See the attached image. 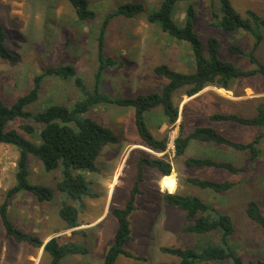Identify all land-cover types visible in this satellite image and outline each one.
I'll use <instances>...</instances> for the list:
<instances>
[{"label":"rangeland","instance_id":"obj_1","mask_svg":"<svg viewBox=\"0 0 264 264\" xmlns=\"http://www.w3.org/2000/svg\"><path fill=\"white\" fill-rule=\"evenodd\" d=\"M88 1L90 9L96 14V21L91 24L79 22L65 0H0V24L9 37L7 47L18 57L13 63L0 60V98L4 103L10 104L26 94L33 76L48 66H72L90 92L98 66L95 37L102 19L124 2L141 3L147 11L161 2ZM231 3L242 17L248 10L264 17V0H231ZM211 4L212 0L178 3L174 9V21L182 23L187 7L192 6L195 12L194 30L202 44H206L209 37H216L222 60L242 70L254 69L247 58L228 52L230 45H237L244 53L248 52L252 39L242 31L223 34L213 27ZM104 42V55L118 63L102 74L101 89L111 97L132 98L159 91L165 82L152 74L153 67L159 63L187 72L194 67L187 44L169 38L157 26L148 25L142 17L114 19L107 27ZM255 56L264 65V40ZM83 96L71 81L46 79L37 102L29 110L37 112L52 103L72 107ZM263 100L264 84L259 76L238 80L229 91L209 86L190 98L182 93L175 94L173 103L178 109V118L174 124L165 123L160 109L146 115L150 132L158 139L167 136L164 152L152 151L142 144L131 108H96L87 116L109 128L118 137V143L103 147L96 160L97 171L85 174L95 196L83 199L84 210H79L78 214L80 226L64 229L57 214L62 196L54 190L59 173H45L41 164L33 158L28 160L29 182L53 189L54 198L50 202H37L30 195L18 194L9 200V218L17 228L43 239L44 244L58 237L63 243L79 244L88 250L86 255L68 257L61 264H101L113 243L117 227L111 210L125 207L132 189L137 186L134 210L128 217L131 238L122 247L129 257L119 255L114 264L176 263L175 257L162 253L160 248L190 249L195 247L196 239L183 232V227L188 225L184 212L166 206L162 197L169 192L193 195L232 219L235 234L231 245L244 262L264 261V230L243 219L248 201L257 202L264 210V142L257 145L258 155L254 163L248 161L247 152L212 143L191 141L179 157L175 156L174 150V141L178 136L185 137L199 126H213L233 142H250L257 135V130L230 123H213L208 116L219 113L249 118L254 115L255 106ZM24 122L16 120L8 127L17 129ZM149 157L168 162L172 167L171 175L163 178L154 168L140 165L141 159ZM188 158L231 162L244 171L231 175L217 169H191L184 163ZM16 159L15 147L0 144V203L5 192L14 184ZM189 178L228 181L236 183V186L227 193L214 194L190 186L187 183ZM69 203L76 206L73 201ZM0 264H49V259L42 248L33 249L6 238L0 225Z\"/></svg>","mask_w":264,"mask_h":264},{"label":"trees","instance_id":"obj_2","mask_svg":"<svg viewBox=\"0 0 264 264\" xmlns=\"http://www.w3.org/2000/svg\"><path fill=\"white\" fill-rule=\"evenodd\" d=\"M74 11L79 22L94 23L96 14L89 7L88 0H65ZM191 0H161L153 10H145L143 4L124 2L106 14L95 37L97 69L93 76L90 92L86 90L83 80L70 65L48 66L33 76L28 92L10 104L0 98V144L10 145L17 150L15 162L14 184L4 194L0 203V225L4 236L15 244L26 245L33 249H43L49 264H61L71 256L86 255L88 250L74 243H63L58 237L44 240L35 234L17 228L8 214L9 200L18 194L32 196L37 202H50L54 198L53 189L31 184L28 180V160H37L45 173L58 172L59 178L54 190L62 199L59 203L58 217L64 229L70 230L80 226L79 210H84L83 199L94 197L89 188L86 173L97 171L96 160L103 147L118 143V137L107 127L87 116L99 107H122L133 110L134 126L142 144L155 152H164L167 146V136L156 138L148 129L146 115L160 109L166 124L172 125L178 118V109L173 103V96L182 93L183 96L194 97L206 87L212 86L230 90L234 82L259 76L264 84V65L255 53L261 46L264 37V17L248 10L242 17L235 11L231 0H212L210 6L213 20L212 26L223 34L244 32L252 39L250 50L244 53L237 45H230L228 52L241 55L254 66L251 70H242L233 63L219 57V42L216 37L206 39L202 44L194 30V9L188 6L182 23L174 21V9L178 3ZM142 17L148 25H155L169 38L184 42L191 51L193 70L181 71L165 63L153 67L152 74L164 80V85L156 92L139 94L132 98H115L106 95L101 89L102 74L117 65L111 57L104 55L105 35L108 25L117 18L135 19ZM8 34L0 24V60L13 63L18 60L15 53L7 47ZM46 79L72 82L74 87L84 96L73 103L72 107L52 103L43 109L32 112L29 110L39 97L41 87ZM16 120L25 121L17 129L8 127ZM213 123H230L250 127L258 131L248 143H238L223 136L213 126L195 127L188 135H181L174 141L175 156H182L191 141L212 143L228 147L238 152H247L252 163L257 160V145L264 142V100L255 106L252 117L244 118L235 114L213 113L208 116ZM37 129L38 132H37ZM185 166L191 169H217L235 175L244 171L231 162L214 161L208 158H188ZM140 165L154 168L163 178L171 175V165L161 159L149 157L140 160ZM140 173H138L137 181ZM136 181V182H137ZM187 183L200 190L214 194H224L235 188L236 183L228 181H213L207 179L189 178ZM134 186L130 198L123 208L111 210L117 222L113 243L109 247L101 264H114L119 255L129 257L123 250V245L130 240L128 217L134 210L133 200L137 194ZM163 195L166 206L184 212L188 225L183 232L196 239V245L190 249L161 247L160 251L177 259L176 263L161 264H264L263 260L244 262L231 245L235 234L232 219L221 210L204 202L197 196L171 194ZM73 201L76 206L69 203ZM262 206L264 208V199ZM243 219L264 230V210L260 205L248 201L243 211Z\"/></svg>","mask_w":264,"mask_h":264},{"label":"bare ground","instance_id":"obj_3","mask_svg":"<svg viewBox=\"0 0 264 264\" xmlns=\"http://www.w3.org/2000/svg\"><path fill=\"white\" fill-rule=\"evenodd\" d=\"M168 181V179H166Z\"/></svg>","mask_w":264,"mask_h":264},{"label":"crops","instance_id":"obj_4","mask_svg":"<svg viewBox=\"0 0 264 264\" xmlns=\"http://www.w3.org/2000/svg\"><path fill=\"white\" fill-rule=\"evenodd\" d=\"M170 176V175H169Z\"/></svg>","mask_w":264,"mask_h":264}]
</instances>
